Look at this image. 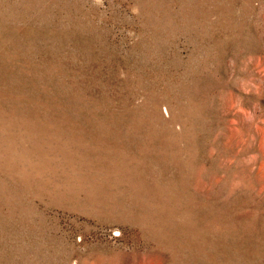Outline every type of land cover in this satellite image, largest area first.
Listing matches in <instances>:
<instances>
[{
    "label": "rangeland",
    "instance_id": "rangeland-1",
    "mask_svg": "<svg viewBox=\"0 0 264 264\" xmlns=\"http://www.w3.org/2000/svg\"><path fill=\"white\" fill-rule=\"evenodd\" d=\"M0 264H264V0H0Z\"/></svg>",
    "mask_w": 264,
    "mask_h": 264
}]
</instances>
